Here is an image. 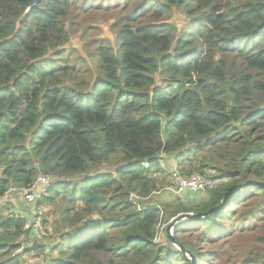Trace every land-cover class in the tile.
<instances>
[{"label":"trees","instance_id":"1","mask_svg":"<svg viewBox=\"0 0 264 264\" xmlns=\"http://www.w3.org/2000/svg\"><path fill=\"white\" fill-rule=\"evenodd\" d=\"M110 11L115 46L89 41V59L66 54L74 26L87 31L88 17ZM175 11L181 29L169 22ZM202 152L195 167L190 157ZM175 170L230 182L190 206L140 200ZM39 176L53 183L27 202L31 218L44 207L61 213L50 264H192L167 234V245L156 242L162 218L209 212L231 190L264 182V0H0V264H22L19 241L35 237L5 199L22 200L11 190ZM263 219L264 188L253 185L175 233L225 243ZM176 239L207 263L211 255ZM258 252L240 264H264Z\"/></svg>","mask_w":264,"mask_h":264},{"label":"rangeland","instance_id":"2","mask_svg":"<svg viewBox=\"0 0 264 264\" xmlns=\"http://www.w3.org/2000/svg\"><path fill=\"white\" fill-rule=\"evenodd\" d=\"M116 14H117L116 12H112V11L99 12L92 19L88 17L86 19V23L92 25V27L87 31H84L80 26H76V27L74 26V29L72 30L70 42L63 47V50H65L66 54L68 55L70 54L73 57L76 56V57H83L85 59H89L88 52L90 51L88 48H86V43L88 44L89 41L95 42L102 39H106L109 40L113 46H115V38L117 35H116V31L112 28V25L116 20L115 18ZM169 22L176 24L181 29L183 25L186 24V18L182 13L175 11L173 17L170 19ZM89 63L91 64L90 60ZM157 82L161 86L163 85L162 80L159 77H157ZM203 157H204V152L199 154V156H192L190 157V159L191 162L194 164V166L195 165L197 166L199 165L200 161L202 160L201 158ZM187 166L188 168H190V164H187ZM108 169L109 167L108 168L104 167V169H102V172L107 171ZM172 172L173 171H170V173ZM160 180L162 182L164 181V186H165L164 188H160L158 191L154 192L147 199H140L142 200V202L145 203L147 202L146 205H152V207L154 208H162V209H165L164 206L166 205L190 206L192 202H196L197 200L199 201L205 200L208 196V190L204 193H198V194L191 193L186 195L172 196L171 194L168 193V189L173 184L171 178L167 179L160 177ZM133 196L131 197L132 202L136 203L137 200ZM11 198L12 199L7 201V203L9 202L8 204L10 207V213H13L14 215L15 214L26 215V219H28V217L31 218L32 210L30 211L28 207V203L24 201V199H22L23 200L22 202V200H19L17 198H13V197ZM33 204L35 205V203ZM40 210L42 211L43 214V221H46L44 227L48 232L47 236L44 239L40 240L42 244L45 246L41 248V251L38 252L37 251L26 252V249L29 248L28 246L32 245L35 242V240L38 239L33 237L30 238V236L27 239L26 236L25 237L22 236V238L19 241L20 249H18L13 254V257L18 258L22 264H50L49 262L50 257H56V255L58 254L56 250H52V247L55 246L57 243L59 244L60 241V238L54 232V224L57 218H59V215H61V213L58 212L56 207L54 208L44 207L41 208ZM171 211L173 210H170V212ZM181 216H183L182 213L174 218H169L168 216L162 218L160 225L158 227V235L156 237V242L158 244L167 245L165 235L167 234V229L173 226L170 229L169 237L173 238L175 242H178L176 239L177 236L182 240H188L192 244V247L197 252H201L202 254L205 253L207 256L211 255L210 257L208 256L206 264H240L245 259L249 260L250 258L255 260L259 255L258 251H260L261 247L264 246V239H262L264 237V219L258 221L257 220L252 221L249 228H247L245 231L236 233L237 235L233 239H230L228 242L222 243L221 241H219L215 244V243H211V241H208L206 238L203 239L199 237L200 236L199 232L192 233L189 231H182L178 234L175 233V227L178 224L183 223L184 221L179 222L178 224L176 223L175 225H173V223L176 220H178ZM46 245H50V248H47ZM173 245L176 248H178L176 246L177 245L176 243ZM216 252L220 254V257H216L213 255ZM183 254L187 258V260L191 262L190 255L192 254H189L187 250L186 253Z\"/></svg>","mask_w":264,"mask_h":264},{"label":"built area","instance_id":"3","mask_svg":"<svg viewBox=\"0 0 264 264\" xmlns=\"http://www.w3.org/2000/svg\"><path fill=\"white\" fill-rule=\"evenodd\" d=\"M165 162H160L161 167H165ZM144 168L150 167V162L145 161L140 163ZM172 175V182L173 184L168 189L169 192L172 194L179 196L183 195L186 192H206L207 190H215L218 189L225 184L230 182V178H221V177H212L210 176V172L206 175L202 176L199 173L192 175L191 177H183L178 174V172L173 171ZM53 183V178L50 176H39L32 187L30 189L21 190V193H18L19 190H11L18 196H22L23 199L28 202L29 204L35 203L37 200L42 199L44 196L47 195V192L50 186ZM11 195L7 196L5 202L12 199ZM136 200L140 199L137 196H133ZM135 205L137 204L134 203ZM22 218H26V215H21ZM25 230L34 233V238L41 240L44 239L48 232L44 227L43 222V214L40 209L37 210L36 215L32 218L26 220Z\"/></svg>","mask_w":264,"mask_h":264},{"label":"water","instance_id":"4","mask_svg":"<svg viewBox=\"0 0 264 264\" xmlns=\"http://www.w3.org/2000/svg\"><path fill=\"white\" fill-rule=\"evenodd\" d=\"M253 185H254V186H259V187H263V188H264V182H261V181H250V182H247V183H245V184L239 186L238 188L231 190V191L226 195V197H225V199L223 200V202H222L219 206H217V207L213 208L212 210H210L209 212H206V213H199V214H191V213H190V214H183V216H181L178 220H176V221L173 223V225H175L176 223L178 224L179 222L186 221V220H196V219H203V218H206V217H208L209 215H211V214L217 212L218 210H220V209L224 206V204L227 202V200H228L231 196H233V195L239 193V192H240L241 190H243L244 188H247V187H249V186H253ZM18 193H21V190H19ZM171 225H172V224H171ZM171 227H173V226H171ZM171 227L167 229V235H168V237L170 236V229H171ZM169 238H170V240H171V242H172L173 244H175V243L177 244L176 246L179 248V250H180L181 252L186 253L185 248H184L181 244H179L178 242H175V240H174L173 238H171V237H169ZM190 256H191V263H192V264H196V263H197V262H196L197 260H196L195 256H193V255H190Z\"/></svg>","mask_w":264,"mask_h":264}]
</instances>
